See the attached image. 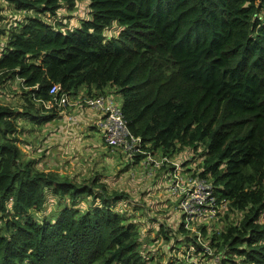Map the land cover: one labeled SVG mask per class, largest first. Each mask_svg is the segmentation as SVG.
Returning a JSON list of instances; mask_svg holds the SVG:
<instances>
[{
    "label": "trees",
    "instance_id": "16d2710c",
    "mask_svg": "<svg viewBox=\"0 0 264 264\" xmlns=\"http://www.w3.org/2000/svg\"><path fill=\"white\" fill-rule=\"evenodd\" d=\"M88 1L90 17L74 30L27 16L3 31L0 87L18 81L13 96L21 101L0 105V264L177 263L146 250L139 221L119 211L123 194L108 193L96 177L79 182L39 169L22 150L25 121L61 118L46 107L53 85L61 93L85 87L87 97L106 89L122 96L145 152L124 154L132 167L162 151L168 161L157 174L176 151L198 154L197 175L211 182L215 216H238L215 232L205 225L193 232L185 220L174 229L158 224L166 242L172 231L186 236L167 245L170 254L183 248L186 264H264V0ZM2 3L56 15L78 0ZM51 196L58 208L48 212Z\"/></svg>",
    "mask_w": 264,
    "mask_h": 264
},
{
    "label": "rangeland",
    "instance_id": "374dc122",
    "mask_svg": "<svg viewBox=\"0 0 264 264\" xmlns=\"http://www.w3.org/2000/svg\"><path fill=\"white\" fill-rule=\"evenodd\" d=\"M27 16L41 17L55 30L62 28L64 29V31L61 30L62 32H67V30L78 28L83 19L90 17L89 1L78 0L77 6L72 11L61 9L56 15L41 14L36 10L17 12L14 8L2 3L0 4V43L5 40L3 31L7 34L16 22ZM115 26L118 27V23ZM106 32L107 30L103 36ZM117 33L118 31H115V35ZM107 36L111 35L107 32ZM105 92L111 94L118 105H123V98L119 93L110 89H106ZM13 93H18V81L0 87V105L17 108L16 105H19L21 95L13 96ZM68 117H73L70 112H68ZM54 123L37 126L29 121L24 122L25 130L21 131L20 146L25 154L37 159L39 169L57 171L79 182H90L96 177L97 182L105 186L108 193L123 194L127 202L119 203V211L128 218L133 217L139 221L138 225L145 239L143 244L146 245V250L157 257L166 254L163 263L168 258L170 261L172 259L174 262L177 261L176 264H181L183 259L187 258L188 253L182 256L183 248L179 251L174 250L175 252L172 251L173 253L170 254L171 251L167 246L186 236L172 231L169 241L166 242L164 235L156 233L158 224L173 223L172 229H174L177 222L179 224L180 221L185 220L189 225L186 226L191 227L193 231L205 225L215 232L223 230L229 222L236 221L238 215L235 213H230V221L223 222L220 218L219 221L216 216H213L217 208L208 201L207 193L201 190L194 191L199 180L198 166L195 162L198 160L197 153L187 152L186 149L181 152L176 151L170 154V163L164 166L163 171H158L156 174L157 167L163 165L161 163L159 166L152 167L150 175L143 174L147 165L138 164L132 167L131 160L126 158V155L106 145L98 127L96 129L83 127L78 136L77 132L75 134L71 131L70 122L65 117L57 119L55 126ZM60 129L64 132H60ZM154 157L157 161L161 160L162 151ZM185 201L189 204L186 212L181 206ZM57 202L58 199L53 201L52 196L49 197L48 212L58 208ZM83 203L87 204L88 201ZM211 236L212 233H209L205 238L209 239ZM212 257L217 261L214 254Z\"/></svg>",
    "mask_w": 264,
    "mask_h": 264
},
{
    "label": "built area",
    "instance_id": "2783aa9c",
    "mask_svg": "<svg viewBox=\"0 0 264 264\" xmlns=\"http://www.w3.org/2000/svg\"><path fill=\"white\" fill-rule=\"evenodd\" d=\"M50 94L53 96L52 101L48 102V109H57L61 113V118L65 117L70 124L73 121V117H68L67 109L73 108L84 104L87 108L96 111L100 114V119L97 122L96 127H98L102 139L107 144V146L121 151L129 157H134L137 154H145L142 147V141L140 137L134 136L125 120L122 106L118 105L111 94L105 92V94H97L94 96H89L84 99L79 97H74L71 93H61V87L59 85H53L50 88ZM166 158L159 161L155 159L153 155L147 153L145 160L141 164H146L143 174H151V169L153 166H159L161 163L167 162ZM170 163V160H169ZM199 180L195 186L194 191H205L208 195V201L212 204L215 201L212 197L213 189L211 182L207 179L202 178L197 175ZM183 209L188 211V201L182 202ZM215 216V213L213 214ZM188 223H185V228L192 230L187 227ZM189 226V225H188ZM193 231V230H192ZM197 232V231H193ZM198 242H202L200 234H198ZM204 244V243H203ZM191 250H197L193 246L190 247ZM204 250L211 253L210 247L204 245Z\"/></svg>",
    "mask_w": 264,
    "mask_h": 264
},
{
    "label": "crops",
    "instance_id": "0c3cea01",
    "mask_svg": "<svg viewBox=\"0 0 264 264\" xmlns=\"http://www.w3.org/2000/svg\"><path fill=\"white\" fill-rule=\"evenodd\" d=\"M88 91L85 87H82L80 89H78L75 94L74 97H79L81 99H84L87 97ZM93 93V91H92ZM66 112H70V114L73 116V121L70 124V129L73 133L80 136V132L82 131L83 127H87L90 129H96L94 127H96L97 122L100 119V114L97 113L96 111H93L89 108H87L84 104H81L79 106H75L73 108L67 109ZM60 119V118H59ZM55 123L53 124L54 126L56 125V121H54ZM79 129V130H78ZM61 130V129H60ZM60 132H64V131H60ZM83 139V136L81 137ZM80 141V138H79ZM84 141V139H83Z\"/></svg>",
    "mask_w": 264,
    "mask_h": 264
}]
</instances>
